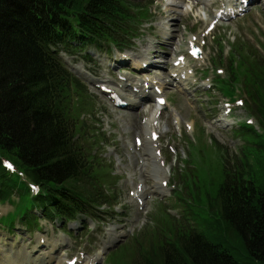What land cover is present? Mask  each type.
Masks as SVG:
<instances>
[{
    "label": "trees",
    "instance_id": "obj_1",
    "mask_svg": "<svg viewBox=\"0 0 264 264\" xmlns=\"http://www.w3.org/2000/svg\"><path fill=\"white\" fill-rule=\"evenodd\" d=\"M145 10L132 0H0V200L3 187L18 182L4 169L6 158L50 200L68 197L59 210L68 219L109 203L101 183H92L94 157L80 145L90 94L49 47L72 38L83 46L127 47L132 23L148 18ZM236 46L215 90L225 96L245 89L262 133L244 126L237 133L246 145L206 164L212 172L197 166L180 173L182 220L154 214L106 264H264V56L242 41ZM21 199L16 216L33 207L28 194Z\"/></svg>",
    "mask_w": 264,
    "mask_h": 264
},
{
    "label": "rangeland",
    "instance_id": "obj_2",
    "mask_svg": "<svg viewBox=\"0 0 264 264\" xmlns=\"http://www.w3.org/2000/svg\"><path fill=\"white\" fill-rule=\"evenodd\" d=\"M152 1L155 2V6H153L154 13L158 12V9L160 8L165 9V11L173 14L171 15L173 21L169 22L168 19H164L162 16H159V14L154 16L153 13L151 20L144 22L139 26L137 25L136 29L139 30H137L135 34L136 36L133 37V47L125 50V53H128L132 58L134 62L132 64H140L144 61L146 55L151 53V50L149 49V42H151V38L155 36L153 33V30L155 29L153 28H156L159 33L162 30L170 29L173 33V40L171 41V46L169 48H173L175 44H180L182 39H186L191 34H193L191 30L193 25H196L199 30L203 31L206 28V25L212 20L211 9L204 6L195 9L196 6L192 5L189 0ZM214 37L222 38L221 41L222 46H224L225 56H227L228 52L231 50L236 51L235 49L238 46H236L234 43L238 42L239 40H243L246 43H252L258 47V43H260V45L264 44V14L260 13V11L256 9L251 13L250 16H248L246 21L221 24L218 30L213 34V38ZM213 38L209 41V45H213ZM118 52L120 51L118 50L114 54H117ZM106 55L112 56L111 53L103 52V54L100 56L102 60L106 58ZM238 55L239 53L237 52L235 56L236 63L238 62ZM63 57L64 62L69 65H75L76 63L74 61H77V58H80V56L77 54L70 57L64 52ZM80 64L82 67L84 66L88 71L90 70L91 72L96 67L97 71H95V73L92 72V74L99 80L104 79L107 75V72H103L101 71L102 69H100L104 68V63L102 62L99 64V66H86L83 63ZM91 91L89 90L91 98H89L87 101V104L91 105V110L88 114H85L83 118L86 119V131L91 135V137H95L97 141L95 142L97 145V150H95L97 152L99 161L102 163V168L97 170L98 174L96 176L98 179L103 177V180L105 183H107L104 186L107 188V191H109V188L111 189L113 187L117 189L116 192H118V196L116 195V197L118 198V203L113 205L116 206V208L114 207L113 211L116 213H122L124 211V216L115 215V220L110 223L111 225L115 224L118 228V234L126 236L125 240H127L130 236L141 231V229L146 226V224H144L145 226H142L141 228V223L146 219L149 222L151 220L150 216L154 210H156L157 215H163L165 212H167L163 206L158 204V202H154L157 197L149 194L151 190L150 182L145 177H143L144 173L142 172V164H138V160L143 159V155L139 153L128 154L127 152L128 145L130 143L134 145L133 139L136 135H140V119L144 115V108L142 107L137 111L119 114L118 112L112 111L113 109L108 106L104 100H102L99 96H96ZM165 94L167 95L168 100H170L169 102L171 112L174 115V118L178 119L182 123H192L194 126L192 135H195L196 131L202 132L200 135L201 141H199V135H196L195 140L196 145L198 144V146H192L191 149L192 151L194 150L197 152L204 151V156L206 157H203L202 159L207 161V165H210L213 162L215 163L216 159L219 157L223 158L226 150L228 155H233L236 154L238 148L245 145L243 144L244 141L240 137H237L232 133L231 127L227 128L226 130L219 128L221 126L219 121L222 116L220 113V101L223 99L220 94L215 93L216 97H212L209 93L199 92L194 94L192 91L191 94L182 96L174 93V91L169 89V87L165 90ZM245 114L247 115V113L244 111L240 112L238 114V119L244 120L246 118ZM215 143H219V145L222 146V149L219 150V152L216 149L217 146ZM179 148V151L182 149L181 152L183 156H185L187 148L185 147L184 143L182 146H179ZM138 152L143 153V151ZM115 154L117 156L119 155L124 162V165L121 167L123 174H117V176L116 171H118V169H116L113 157ZM105 155L108 158L105 157ZM109 155H111V158H109ZM126 155H131V161L126 159ZM199 156L200 155H198V157ZM185 165H187L188 168L184 169V172H190L191 169H195L197 166H199V163L196 159H194L191 163H186ZM167 167L168 168L166 172L168 177H170L171 170L177 169L178 167V160H172L169 158ZM203 168L207 172H212L211 168ZM129 178L135 182L140 181V178L146 181L147 203L144 208V215H142V212L138 211L136 208H131L130 204H128L129 202L124 188L126 187L125 182ZM110 195L112 197L113 193L111 192ZM126 205H128L129 208H125ZM176 209L179 211L178 208ZM173 212L175 213V211ZM107 223L108 222L100 226V231L96 230V233H90L92 237H94L92 238V241L104 239L101 236H104L105 234V229L108 227L105 226ZM19 232L22 233L20 236L23 238L20 241H17L15 244H18L19 248L23 247L26 248V251H30L31 247L29 245L32 242L30 241V236L25 235L23 231ZM55 232L56 234L54 235V240H58L59 232L58 230ZM83 238H85V236ZM95 249L96 246L93 245V248H90L89 252L93 253ZM25 254L28 253L25 252ZM102 264H105L104 261Z\"/></svg>",
    "mask_w": 264,
    "mask_h": 264
},
{
    "label": "bare ground",
    "instance_id": "obj_3",
    "mask_svg": "<svg viewBox=\"0 0 264 264\" xmlns=\"http://www.w3.org/2000/svg\"><path fill=\"white\" fill-rule=\"evenodd\" d=\"M133 104L136 106V105H139V102L134 100ZM146 128H148V126ZM145 144L147 145V142ZM147 163H148V165H150V164L153 165V163H151L149 161H147ZM153 166L154 167H152L150 171L146 172V178L148 179L151 175H153L154 178H157L156 180H158L161 177L160 169L156 165H153ZM43 256H45V255H43Z\"/></svg>",
    "mask_w": 264,
    "mask_h": 264
}]
</instances>
